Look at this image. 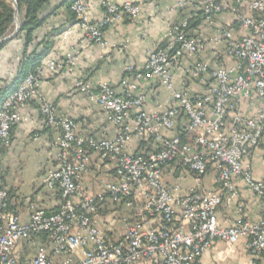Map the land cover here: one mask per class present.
<instances>
[{
    "label": "built area",
    "instance_id": "obj_1",
    "mask_svg": "<svg viewBox=\"0 0 264 264\" xmlns=\"http://www.w3.org/2000/svg\"><path fill=\"white\" fill-rule=\"evenodd\" d=\"M72 10L85 38L105 45L104 28L125 16L135 18L139 7L130 1L106 3L100 21L88 17L86 0H77ZM193 11L201 12L208 26L223 13L233 18L211 39L219 50L216 65L204 60L208 40L189 30L188 14L170 28L165 47L148 50L143 71L127 68L131 75L122 79L121 92L108 83L97 89L76 83L105 111L117 130L114 137L80 135L73 119L59 117L51 103L41 105L43 125L60 130L58 166L44 180L58 202L54 209L28 203L26 219L11 210L5 153L12 125L21 109L39 97V81L57 69L55 60L44 57L3 100L0 264H200L215 240L237 243L242 238L250 264H264V206L257 222L239 217L222 227L218 220L219 208L239 195L238 179L264 203V181L254 177L247 160L264 138V0H201ZM75 60L68 55L70 66ZM175 66L184 70L181 89L175 85ZM142 79L160 81L174 103L163 111H146L145 96L134 94ZM188 82L204 89L193 92ZM247 104L255 106L251 112L244 110ZM132 138L148 149L129 151ZM94 154L114 163L111 176L97 177V193L84 185ZM210 170L216 190L202 186ZM191 175L195 185L188 183ZM108 208L113 215L123 213L125 231L113 241L99 226V215Z\"/></svg>",
    "mask_w": 264,
    "mask_h": 264
},
{
    "label": "crops",
    "instance_id": "obj_2",
    "mask_svg": "<svg viewBox=\"0 0 264 264\" xmlns=\"http://www.w3.org/2000/svg\"><path fill=\"white\" fill-rule=\"evenodd\" d=\"M61 1L52 0L43 8L42 15L48 16V19L36 30L33 45L37 47L36 44L44 39L52 42V48L46 57L55 60L57 69L47 72L40 79L39 97L21 109L4 159V179L11 189V210L25 219L28 203L35 202L47 209H54L58 202L57 196L45 188L44 180L47 173L58 166L57 142L60 130L55 126L43 125L41 105L45 102L51 103L59 117L73 119L80 135L114 137L117 130L107 121L105 111L82 92L76 83L83 81L94 89L101 83H108L121 92L122 79L131 75L127 68L143 71L148 50L165 47L170 28L185 15L193 13L195 16L193 7L201 0H86L88 17L92 21L103 19L106 3L122 5L130 1L139 7L135 18L125 16L105 28V45L87 40L78 21L65 6H61ZM180 1L187 3L185 8L179 7ZM24 16L25 11H22L20 20ZM232 22V16L223 13L215 17L211 26L202 21L192 30V33L202 35L208 40V48L203 53V58L212 66L216 65L215 57L219 50L214 47L211 39L217 35L221 26ZM23 50L24 40L17 37L9 39L0 51V89L17 77ZM69 54L76 57L72 66L68 62ZM173 72L176 88L181 89L184 70L175 66ZM188 88L193 92L204 89L197 82H188ZM134 94L145 96L146 111H163L174 103L172 92L155 79L138 81ZM253 107L255 106L247 104L244 105V110L251 112ZM126 148L133 152H143L148 149V145L132 138ZM247 160L254 177L264 181V138ZM113 168V162L104 161L94 154L84 183L87 191L99 192L101 187L97 183V177L111 176ZM236 184L238 197L229 199L218 210V220L222 227L232 225L239 217L253 222L262 217L264 203L247 189L243 180L238 179ZM14 191L17 193L14 194ZM107 211H110L109 208ZM104 222L108 220L101 212L99 226L108 232L110 240H116L122 235L119 230L122 228L121 223L114 225ZM141 264L158 263L146 260ZM200 264H250L247 239L242 238L237 243L215 240Z\"/></svg>",
    "mask_w": 264,
    "mask_h": 264
},
{
    "label": "trees",
    "instance_id": "obj_3",
    "mask_svg": "<svg viewBox=\"0 0 264 264\" xmlns=\"http://www.w3.org/2000/svg\"><path fill=\"white\" fill-rule=\"evenodd\" d=\"M52 0H17L20 14L25 11V16L20 21V27L17 33L12 38L22 37L24 40V50L22 52V58L20 60L19 70L17 77L8 85L0 89V105L3 100L18 86V84L26 77L30 72L35 73L37 67L40 65L41 60L46 57L51 48L52 42L47 39L37 43V47H33L35 44V32L42 27L48 16L42 15V10ZM77 0H62L61 6H65L70 12L71 16L77 19L75 12L72 10V5ZM15 7L11 0H0V51L8 42L2 41V39L8 37L14 32ZM204 20L201 12H196L195 16L191 13L189 21V30L196 29ZM106 26L105 28H107ZM104 28V30H105ZM15 125H12L10 134L11 140L14 133Z\"/></svg>",
    "mask_w": 264,
    "mask_h": 264
},
{
    "label": "rangeland",
    "instance_id": "obj_4",
    "mask_svg": "<svg viewBox=\"0 0 264 264\" xmlns=\"http://www.w3.org/2000/svg\"><path fill=\"white\" fill-rule=\"evenodd\" d=\"M97 177V176H96ZM215 177V171L210 170L203 178H202V186L207 189V190H216V186L213 183V179ZM188 183L195 185V181L193 180V177L191 175V177L188 179ZM16 191H14V194ZM18 196V195H17ZM16 196V197H17ZM22 202V201H20ZM114 211V210H113ZM113 211H105L102 210L101 212L104 214V216L106 217V219L108 220V222H104L105 224H109V223H113L114 225H117L118 223H120L121 221V217L123 215V213H115L113 216H111V213L113 214ZM122 212V211H121ZM122 228H120V234H123L125 229L122 226V224H120Z\"/></svg>",
    "mask_w": 264,
    "mask_h": 264
},
{
    "label": "water",
    "instance_id": "obj_5",
    "mask_svg": "<svg viewBox=\"0 0 264 264\" xmlns=\"http://www.w3.org/2000/svg\"><path fill=\"white\" fill-rule=\"evenodd\" d=\"M13 2V5L15 7V18H14V25H15V29H14V32L9 35L8 37L4 38L1 40L2 41H6L8 39H11L16 33L17 31L19 30V27H20V12H19V7L17 5V0H12Z\"/></svg>",
    "mask_w": 264,
    "mask_h": 264
}]
</instances>
